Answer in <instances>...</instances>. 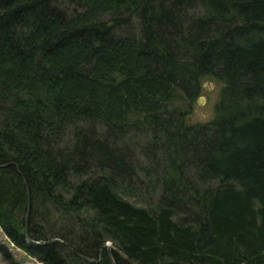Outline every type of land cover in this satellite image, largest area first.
<instances>
[{
  "label": "trees",
  "instance_id": "1",
  "mask_svg": "<svg viewBox=\"0 0 264 264\" xmlns=\"http://www.w3.org/2000/svg\"><path fill=\"white\" fill-rule=\"evenodd\" d=\"M0 228L46 264H264V0H0Z\"/></svg>",
  "mask_w": 264,
  "mask_h": 264
},
{
  "label": "rangeland",
  "instance_id": "2",
  "mask_svg": "<svg viewBox=\"0 0 264 264\" xmlns=\"http://www.w3.org/2000/svg\"><path fill=\"white\" fill-rule=\"evenodd\" d=\"M198 10V8H196ZM201 89L198 95L195 97L188 114V118L193 121L208 120L213 115L214 104L218 98L222 81L213 77L205 76L201 80ZM137 155L138 151H137ZM0 239L5 241L16 260V264H46L42 261L35 259L34 257L26 254L20 247L15 246L9 238L4 234L0 228ZM108 246L111 247V241H107ZM0 264H8L7 260H4L0 254Z\"/></svg>",
  "mask_w": 264,
  "mask_h": 264
},
{
  "label": "water",
  "instance_id": "3",
  "mask_svg": "<svg viewBox=\"0 0 264 264\" xmlns=\"http://www.w3.org/2000/svg\"><path fill=\"white\" fill-rule=\"evenodd\" d=\"M54 239H58V238H52V239L43 240L42 243H47V242H50L51 240H54ZM58 240H59V239H58ZM29 241L34 242V244H37V243H40V242H41V241H38V240H30V239H29ZM104 246H107L108 251H109L110 248H109V246H108V242L106 241V242H104V243L101 245V247L99 248V257L96 258V259H95V258H92V257H88V256H85V255H82V254H79V255H80L82 258L86 259V260H97V259L100 258V256H101V251H102V248H103ZM111 261H112L113 264H116L112 258H111Z\"/></svg>",
  "mask_w": 264,
  "mask_h": 264
},
{
  "label": "bare ground",
  "instance_id": "4",
  "mask_svg": "<svg viewBox=\"0 0 264 264\" xmlns=\"http://www.w3.org/2000/svg\"><path fill=\"white\" fill-rule=\"evenodd\" d=\"M28 203H29V202H28ZM28 203H27V207L29 206ZM37 244H38V243H37Z\"/></svg>",
  "mask_w": 264,
  "mask_h": 264
}]
</instances>
